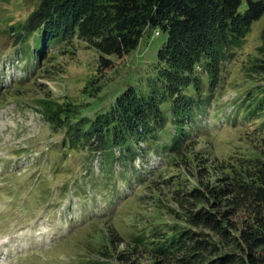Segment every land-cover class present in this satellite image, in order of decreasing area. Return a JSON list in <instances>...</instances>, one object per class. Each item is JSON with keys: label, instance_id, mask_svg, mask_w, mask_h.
I'll use <instances>...</instances> for the list:
<instances>
[{"label": "rangeland", "instance_id": "obj_1", "mask_svg": "<svg viewBox=\"0 0 264 264\" xmlns=\"http://www.w3.org/2000/svg\"><path fill=\"white\" fill-rule=\"evenodd\" d=\"M39 1L0 0V264H171L149 241L154 227L175 223V189L213 182L221 164L258 153L254 131L260 118H242L237 108L244 109L240 101L255 83L243 64L259 44L264 13L232 56L221 60L212 88L207 69L198 65L201 87L211 98L185 124L179 153H167L164 137L168 141H134L127 155L117 145L92 153L62 144L64 131L45 119L41 100L67 102L92 115L128 85L147 94L167 33L146 29L133 50L107 55L112 65L99 68L101 52L75 34L42 52L34 34L23 38ZM162 106L169 111L168 102ZM167 127L165 135H174L175 125ZM242 218L239 213L231 219L241 226Z\"/></svg>", "mask_w": 264, "mask_h": 264}, {"label": "trees", "instance_id": "obj_2", "mask_svg": "<svg viewBox=\"0 0 264 264\" xmlns=\"http://www.w3.org/2000/svg\"><path fill=\"white\" fill-rule=\"evenodd\" d=\"M263 13L264 0H40L25 22L23 38L34 34L42 52L51 42L75 34L101 52L99 68L112 65L107 55L121 57L133 50L146 29L158 27L167 33L157 50L155 78L147 94L128 85L108 108L92 115L77 113L76 105L67 102L42 99L44 117L54 130L63 129L62 144L75 149L100 153L117 145L131 155L134 141L152 144L167 137L164 149L177 154L188 132L185 124L211 98L201 87L198 65L207 69L212 88L221 60L232 56ZM259 39L243 64L244 74L255 83L240 101L244 109L237 108L242 118H260L254 131L258 153L221 164L213 182L200 180L175 189L176 221L168 229L154 227L149 241L171 264L264 261L258 253L264 250V26ZM163 102H168V112ZM169 123L176 127L174 135H165ZM239 213L241 226L231 219ZM221 245L231 250L222 251Z\"/></svg>", "mask_w": 264, "mask_h": 264}]
</instances>
